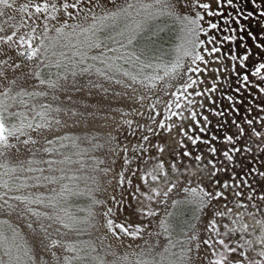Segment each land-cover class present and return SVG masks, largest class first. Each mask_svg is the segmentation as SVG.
I'll return each instance as SVG.
<instances>
[{
  "label": "snow or ice",
  "instance_id": "6c2138e0",
  "mask_svg": "<svg viewBox=\"0 0 264 264\" xmlns=\"http://www.w3.org/2000/svg\"><path fill=\"white\" fill-rule=\"evenodd\" d=\"M0 264H264V0H0Z\"/></svg>",
  "mask_w": 264,
  "mask_h": 264
},
{
  "label": "rangeland",
  "instance_id": "374dc122",
  "mask_svg": "<svg viewBox=\"0 0 264 264\" xmlns=\"http://www.w3.org/2000/svg\"><path fill=\"white\" fill-rule=\"evenodd\" d=\"M73 203H74V204H81V205H83V204H86L87 201L84 200V199H80V200H78V201H73ZM73 210H75V209H73Z\"/></svg>",
  "mask_w": 264,
  "mask_h": 264
}]
</instances>
